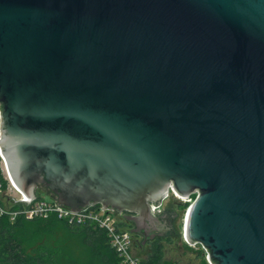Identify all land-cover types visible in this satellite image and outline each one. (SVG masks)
<instances>
[{"label": "water", "instance_id": "1", "mask_svg": "<svg viewBox=\"0 0 264 264\" xmlns=\"http://www.w3.org/2000/svg\"><path fill=\"white\" fill-rule=\"evenodd\" d=\"M0 120L8 211L101 206L140 259L172 188L188 245L264 264V0H0Z\"/></svg>", "mask_w": 264, "mask_h": 264}, {"label": "trees", "instance_id": "2", "mask_svg": "<svg viewBox=\"0 0 264 264\" xmlns=\"http://www.w3.org/2000/svg\"><path fill=\"white\" fill-rule=\"evenodd\" d=\"M0 184L7 189L1 169ZM122 225L126 227L125 221ZM108 239L105 230L89 223L70 225L56 216L16 221L0 216V264H123ZM164 242L151 243L141 264H177L167 260Z\"/></svg>", "mask_w": 264, "mask_h": 264}, {"label": "built area", "instance_id": "3", "mask_svg": "<svg viewBox=\"0 0 264 264\" xmlns=\"http://www.w3.org/2000/svg\"><path fill=\"white\" fill-rule=\"evenodd\" d=\"M2 188L3 186L0 184V193ZM170 195L172 196V199L190 205L197 197L196 194H192L189 198L183 199L172 188L167 196ZM17 205L11 211H8L7 208L1 207L0 205V216H8L11 221H16L21 217L27 220H34L37 218L47 219L50 216H56L59 220L64 222L66 221L70 225L86 223L92 224V226L94 225L106 231L111 247L116 251L123 264H141V260L135 259L132 253H130L132 252V242L130 236L128 234H122L118 230L120 227H127L122 224H118L116 220L112 218V213L107 212L108 210H104L101 206H93L88 210L74 212L70 209H65L64 207L56 205H45L38 199L30 203L29 208ZM191 247L200 249L208 263L211 264L209 261V253L203 246L199 244H192L190 248Z\"/></svg>", "mask_w": 264, "mask_h": 264}, {"label": "flooded vegetation", "instance_id": "4", "mask_svg": "<svg viewBox=\"0 0 264 264\" xmlns=\"http://www.w3.org/2000/svg\"><path fill=\"white\" fill-rule=\"evenodd\" d=\"M53 200V199H51ZM176 206H165V207H161V211L158 213H155L156 215H158L161 218V221L165 224L166 228H168L165 236L160 237L157 236L155 237L154 240L152 241H148L147 243L143 244L142 241V247H145L147 245L150 246L151 243H153L155 240L158 239H162L165 241V255L167 256V260L169 262H173V263H177V264H200L201 263V258L198 256V254L196 255L195 253L190 252L189 250H183L180 249L178 251H176L175 254L169 253V250H172L173 246L177 247V244L174 242L175 241V223L177 221V211H176ZM123 217L125 216H130V214H124L122 215ZM126 227L131 231L135 228V225L133 223H131L130 221L126 220L124 218ZM174 227V228H172ZM134 241L135 239L137 240V234L134 235V233H132ZM144 240V239H143ZM170 242V243H169ZM174 242V243H173ZM173 243V244H172ZM141 246H139V244H137V242L135 243V250L140 251L142 249ZM178 247H180L178 245ZM140 249V250H139ZM175 249V248H173ZM150 250V249H149Z\"/></svg>", "mask_w": 264, "mask_h": 264}, {"label": "rangeland", "instance_id": "5", "mask_svg": "<svg viewBox=\"0 0 264 264\" xmlns=\"http://www.w3.org/2000/svg\"><path fill=\"white\" fill-rule=\"evenodd\" d=\"M169 201L173 207H174V205L176 206L175 209L177 211L179 219L175 223V228H176L175 230L180 235L179 236L180 240L178 243H176L177 247L173 246L172 250H169V253L175 254L176 251H178L180 249L187 250V251L189 250L190 252L195 253L196 255L198 254V256L201 258L200 264H206V262H207V264H209L208 261L206 260V258L203 256V252L198 248H193V247L190 248V246L184 241V239L182 237L183 236V229H184V223L183 222L185 221L187 210L189 209L190 204H186V203L181 204L182 203L181 201H176V200L172 199L171 195L169 196ZM178 245L180 247H178ZM173 248H175V249H173ZM148 249H150L149 245H148Z\"/></svg>", "mask_w": 264, "mask_h": 264}]
</instances>
